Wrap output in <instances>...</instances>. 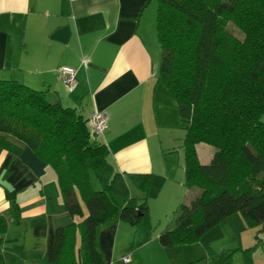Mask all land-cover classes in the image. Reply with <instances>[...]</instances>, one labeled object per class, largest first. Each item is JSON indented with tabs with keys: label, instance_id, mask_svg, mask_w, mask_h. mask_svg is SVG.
Masks as SVG:
<instances>
[{
	"label": "trees",
	"instance_id": "1",
	"mask_svg": "<svg viewBox=\"0 0 264 264\" xmlns=\"http://www.w3.org/2000/svg\"><path fill=\"white\" fill-rule=\"evenodd\" d=\"M156 36L167 94L185 130V179L194 193L178 206L171 225L158 234L163 248L197 242L225 218L240 213L246 227L264 228V0H156ZM231 23L243 36L237 37ZM88 119L74 108L48 98L44 90L0 79V149L18 153L6 136L25 143L52 166L64 207L79 223L54 233L49 264H109L98 244L101 225L121 221L152 231L149 200L165 178L152 173L125 175L108 161V149ZM215 148L201 163L197 143ZM100 183L94 190L90 175ZM143 196L131 195L127 182ZM7 223L0 215V264ZM80 236L79 263L75 257ZM244 249L264 250V238Z\"/></svg>",
	"mask_w": 264,
	"mask_h": 264
},
{
	"label": "crops",
	"instance_id": "2",
	"mask_svg": "<svg viewBox=\"0 0 264 264\" xmlns=\"http://www.w3.org/2000/svg\"><path fill=\"white\" fill-rule=\"evenodd\" d=\"M156 12V0H0V79L44 90L51 100L80 111L89 127L92 113H102L107 128L97 138L107 147L114 169L165 178L157 197L149 200L151 232L143 224L131 227L118 220L100 226L98 244L109 264L195 263L181 247L189 244L163 248L158 242L180 203L195 190L184 183L185 130L160 70ZM61 66L75 69L74 89L61 83L56 71ZM6 139L19 152L0 149V215L7 223L4 264H49L55 230L79 223L86 207L79 199L83 216L69 214L54 168L22 141ZM202 143L196 144V152L207 163L215 149L209 148L202 160ZM90 182L97 190L91 175ZM127 182L131 195L141 198L143 193ZM240 220L233 214L221 223ZM260 231L264 234V228ZM79 246L76 230L74 251L80 263ZM128 251L131 261L122 263L120 257ZM252 260L264 264L262 256L255 262L252 254Z\"/></svg>",
	"mask_w": 264,
	"mask_h": 264
},
{
	"label": "rangeland",
	"instance_id": "3",
	"mask_svg": "<svg viewBox=\"0 0 264 264\" xmlns=\"http://www.w3.org/2000/svg\"><path fill=\"white\" fill-rule=\"evenodd\" d=\"M228 29L231 30L237 37L242 38L243 33L237 29L233 24L229 23L227 25ZM165 76V75H164ZM166 77V76H165ZM209 148L215 149L209 144L202 143L198 147L200 159L205 160L207 158V150ZM92 183L95 189L100 188L99 182L91 174ZM194 190H198L196 187H192ZM237 218H241L239 222L229 223H219L207 233H205L197 242L185 246V252L192 257L194 264H244L243 253L245 246H237L241 243L252 244L256 241L255 236L258 235L264 238L262 231L256 227H246L243 217L240 213H235ZM175 214H173L172 220ZM169 219V218H168ZM167 221V218H165ZM238 221V220H237ZM165 223V221H164ZM125 224V223H122ZM126 225V224H125ZM127 226V225H126ZM169 227V226H168ZM128 228V227H126ZM130 228V227H129ZM167 229V228H164ZM237 246L239 248H233ZM254 261L256 262L257 256L264 257V252L260 249H254L252 251Z\"/></svg>",
	"mask_w": 264,
	"mask_h": 264
},
{
	"label": "built area",
	"instance_id": "4",
	"mask_svg": "<svg viewBox=\"0 0 264 264\" xmlns=\"http://www.w3.org/2000/svg\"><path fill=\"white\" fill-rule=\"evenodd\" d=\"M61 83L68 89H74L77 86L76 71L69 66H61L56 69ZM91 131L97 138L101 137L107 128L105 116L100 112H93L90 117ZM122 263L131 261V252L128 251L120 257Z\"/></svg>",
	"mask_w": 264,
	"mask_h": 264
}]
</instances>
